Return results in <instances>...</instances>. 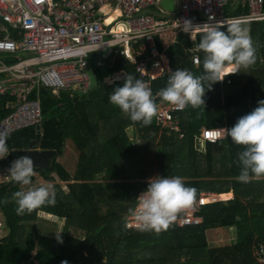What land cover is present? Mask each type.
Returning a JSON list of instances; mask_svg holds the SVG:
<instances>
[{"label":"trees","instance_id":"trees-1","mask_svg":"<svg viewBox=\"0 0 264 264\" xmlns=\"http://www.w3.org/2000/svg\"><path fill=\"white\" fill-rule=\"evenodd\" d=\"M247 11L239 7L234 14ZM241 25L252 37L255 63L213 83L203 97L205 108L189 105L177 111L180 131L163 129L156 116L149 126H143L110 103L113 89L125 82L105 84L104 78L114 71L123 69L125 74L147 80L120 53V47L103 59L104 66L94 64L98 83L89 91L55 95L43 90L41 132L30 126L9 133L10 151L0 158V167L8 171L12 161L26 155L24 150L29 148L57 153L50 166L34 167L30 185L18 184L11 176L0 183V225L4 230L0 264H61L64 260L68 264H264L255 255L256 249L264 247V176L250 175L248 183L238 180V153L245 146L232 142L227 131L226 137L216 143L196 145L201 126L231 129L238 118L264 100V19ZM221 30L226 31L227 25ZM199 42V35L193 41L181 33L168 47L171 71L150 82L153 95L167 86L169 75L176 69L204 74L205 53L198 49ZM6 100L7 96L0 95V120L9 112ZM159 100L157 97L156 103ZM129 127L140 133V143L130 139L126 132ZM68 143L79 153L74 174L56 159L64 154ZM52 173L66 183L67 192L61 190L60 183L51 181ZM154 174L181 177L186 186L197 189L195 199L203 191L226 194L228 198L232 194L227 192L232 191L234 197L202 205L199 214L203 221L199 224H171L159 234L128 228L127 217L137 204V195L146 190ZM37 181L54 185L55 205L17 214L13 193L38 187ZM40 213L65 219L63 243L38 231ZM215 228L231 229L236 238L224 246L211 247L207 233Z\"/></svg>","mask_w":264,"mask_h":264},{"label":"built area","instance_id":"built-area-1","mask_svg":"<svg viewBox=\"0 0 264 264\" xmlns=\"http://www.w3.org/2000/svg\"><path fill=\"white\" fill-rule=\"evenodd\" d=\"M161 1L0 0V95L7 96L5 107L9 109L0 120V130L12 133L41 126L43 90L55 95L62 91H89L93 88L90 71L96 74L94 64L104 66L103 59L117 47L150 85L171 71L170 44L160 49L158 40L171 37L175 41L186 33L184 21L203 27L264 19V0H242L250 12L241 17L225 12L228 0H176L175 10L165 9ZM186 34L190 38L191 33ZM194 62H199L198 56ZM125 73L123 69L114 71L103 82L114 84L124 79ZM96 77L98 83L97 74ZM157 105V124L169 132L180 131L176 113L179 110L162 99ZM225 137L224 128L204 126L196 138L197 146L204 147L206 142L216 143ZM216 195L202 193L177 214L172 224L201 223V206L216 202ZM126 226L137 229L132 213ZM255 255L264 263V247L256 249Z\"/></svg>","mask_w":264,"mask_h":264},{"label":"clouds","instance_id":"clouds-1","mask_svg":"<svg viewBox=\"0 0 264 264\" xmlns=\"http://www.w3.org/2000/svg\"><path fill=\"white\" fill-rule=\"evenodd\" d=\"M222 26L221 22L193 27L191 21H184L183 30L191 33L190 38L194 41L197 35L200 37L198 49L205 53L204 74L195 75L186 68L176 69L169 75L167 86L155 95L148 82L125 74L123 86H117L111 92L110 103L119 107L131 121L140 122L143 126H149L158 113L157 97L174 105L177 110L189 105L192 108L203 105L205 108L203 97L213 83L250 67L256 60V48L249 30L239 23L227 25L226 31L221 30ZM205 82H210L207 89ZM226 131L232 142L245 146L238 153V180L248 183L250 175L264 176V100H260L253 111L238 118L235 125ZM8 135L6 130H0V158L9 154ZM8 171L14 182L28 186L35 175L33 159L22 155L12 161ZM196 193L197 189L186 186L179 176L157 175L149 178L146 190L136 198L137 204L132 210L137 229L157 234L166 231L176 220L177 214L194 203ZM12 200L17 205V214L31 213L41 206L55 205V188L49 183L30 187L26 191L18 190L13 193ZM7 202L5 199L4 203ZM60 232H56V239L63 243ZM61 264H68V261L64 260Z\"/></svg>","mask_w":264,"mask_h":264},{"label":"rangeland","instance_id":"rangeland-1","mask_svg":"<svg viewBox=\"0 0 264 264\" xmlns=\"http://www.w3.org/2000/svg\"><path fill=\"white\" fill-rule=\"evenodd\" d=\"M239 24L241 25L242 23H239ZM95 54L97 55L98 53H95ZM126 132L129 135L131 140H136V141L141 142L140 133H138V135H137L134 127L127 128ZM56 159L59 162L65 164V166H67L69 171L72 174H74L75 169L77 168L76 162L79 159V153L77 152V150L74 149V147L72 145H70V143H68V145L65 148L64 154L57 156ZM6 172H4L0 167V183L3 182L4 180L10 179L9 171H6ZM155 176L156 175L154 174L151 177H155ZM50 178H51V181H53L54 183H60L61 184L60 188L62 191H66V192L68 191L66 183L63 181H60L59 176L56 173H52L50 175ZM37 184L39 186H41V185H46L48 183H44L43 181H37ZM30 187H28V188H30ZM217 196L218 195H216V198H217ZM219 200H221V199L219 198ZM224 200H226V199H224ZM0 221H2L1 216H0ZM36 225L38 227V231L41 234L56 237V232L62 231V232H60V236L62 235V233L64 231V227L66 226V222H65L64 218H60V217H57L55 215L48 214V213H40V217L36 221ZM3 231H4L3 226L0 225V236L3 235ZM234 232L235 231H232L231 229H226V228L210 229L207 233L209 245L211 247H219V246H224L225 244L231 243L232 242L231 239L234 236Z\"/></svg>","mask_w":264,"mask_h":264},{"label":"water","instance_id":"water-1","mask_svg":"<svg viewBox=\"0 0 264 264\" xmlns=\"http://www.w3.org/2000/svg\"><path fill=\"white\" fill-rule=\"evenodd\" d=\"M167 10L176 9V0H162L160 3ZM91 87L97 84V77L93 71H90ZM79 93L83 94L82 91ZM37 131L41 132V126L37 127ZM24 153L33 159L34 167H48L51 165L52 159L56 156V150L29 148Z\"/></svg>","mask_w":264,"mask_h":264},{"label":"crops","instance_id":"crops-1","mask_svg":"<svg viewBox=\"0 0 264 264\" xmlns=\"http://www.w3.org/2000/svg\"><path fill=\"white\" fill-rule=\"evenodd\" d=\"M178 1V0H177ZM239 7H241L243 10H245L246 8H248V11L245 12V13H241V14H234V11L237 10ZM228 8H230L228 10ZM228 10V11H227ZM263 10H264V7H263ZM225 12L232 16V17H241V16H244V15H247L249 14L250 12V8L247 6V3L243 4V1L242 0H228V3L226 5V8H225ZM112 18V17H111ZM258 20H262V19H258ZM251 21H254V20H249V21H243V22H236V23H248V22H251ZM178 38V37H177ZM174 39L175 41L177 40ZM168 40V42H167ZM167 40H158V43H160L162 45V48L163 46L166 44V43H169L170 45H172L173 43H175V41L172 40L171 37H167ZM169 45V46H170ZM204 126H201V128H203ZM225 129V127H223ZM226 130V129H225ZM199 133H200V129H199ZM199 133L196 135V138L198 137ZM196 145H197V141H196ZM204 192H209V191H203L202 193ZM201 193V194H202ZM213 193V192H212ZM227 193H231L232 194V197L231 198H228V199H232L234 197V193L232 191L230 192H227ZM217 194V193H215ZM222 194V193H221ZM219 195V194H217ZM224 200V199H223ZM227 200V199H226ZM132 213V212H131ZM130 213V214H131ZM49 214V213H48ZM129 214V215H130ZM236 238V232H234V236L232 239H235Z\"/></svg>","mask_w":264,"mask_h":264},{"label":"bare ground","instance_id":"bare-ground-1","mask_svg":"<svg viewBox=\"0 0 264 264\" xmlns=\"http://www.w3.org/2000/svg\"><path fill=\"white\" fill-rule=\"evenodd\" d=\"M218 196H219L218 198H220V199H228V195H226V194H221L220 193Z\"/></svg>","mask_w":264,"mask_h":264}]
</instances>
